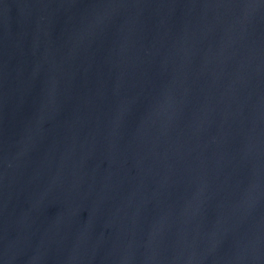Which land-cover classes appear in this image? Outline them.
Masks as SVG:
<instances>
[{"label":"water","instance_id":"obj_1","mask_svg":"<svg viewBox=\"0 0 264 264\" xmlns=\"http://www.w3.org/2000/svg\"><path fill=\"white\" fill-rule=\"evenodd\" d=\"M0 264H264V0H0Z\"/></svg>","mask_w":264,"mask_h":264}]
</instances>
